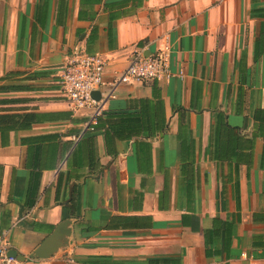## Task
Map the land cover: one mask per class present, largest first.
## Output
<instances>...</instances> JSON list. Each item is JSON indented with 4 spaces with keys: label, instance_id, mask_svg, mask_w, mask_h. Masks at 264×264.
<instances>
[{
    "label": "crops",
    "instance_id": "obj_1",
    "mask_svg": "<svg viewBox=\"0 0 264 264\" xmlns=\"http://www.w3.org/2000/svg\"><path fill=\"white\" fill-rule=\"evenodd\" d=\"M165 43L169 76L119 84L93 129L71 113L75 50L103 95ZM10 114L0 236L30 264H264V0H0Z\"/></svg>",
    "mask_w": 264,
    "mask_h": 264
},
{
    "label": "built area",
    "instance_id": "obj_2",
    "mask_svg": "<svg viewBox=\"0 0 264 264\" xmlns=\"http://www.w3.org/2000/svg\"><path fill=\"white\" fill-rule=\"evenodd\" d=\"M169 46L167 43L153 53L145 55L136 50L124 69L117 72L111 91L98 99L92 93L103 83L106 60L99 54H91L83 49L75 50L61 67L57 84L71 113L86 112L88 128L93 129L104 111L107 100L113 96L116 87L127 80L147 82L169 76ZM181 75V72H179ZM10 246L5 235L0 236V264H30L31 259L22 261L10 255Z\"/></svg>",
    "mask_w": 264,
    "mask_h": 264
},
{
    "label": "trees",
    "instance_id": "obj_3",
    "mask_svg": "<svg viewBox=\"0 0 264 264\" xmlns=\"http://www.w3.org/2000/svg\"><path fill=\"white\" fill-rule=\"evenodd\" d=\"M15 118H23V116H21V115H13V114L12 115L11 114L10 115H0V124H5L7 122L14 121ZM162 262L166 263L167 261L164 260ZM81 263L82 264H97L96 262L91 261V260H83Z\"/></svg>",
    "mask_w": 264,
    "mask_h": 264
},
{
    "label": "water",
    "instance_id": "obj_4",
    "mask_svg": "<svg viewBox=\"0 0 264 264\" xmlns=\"http://www.w3.org/2000/svg\"><path fill=\"white\" fill-rule=\"evenodd\" d=\"M92 95H93V97H95L96 99H98V98L100 97L98 91H94V92L92 93ZM10 255H12V256H17V258L20 259V260H22V261L25 259L24 256H21L20 254H18L13 248L10 249Z\"/></svg>",
    "mask_w": 264,
    "mask_h": 264
}]
</instances>
